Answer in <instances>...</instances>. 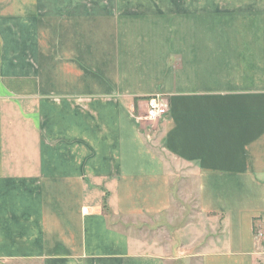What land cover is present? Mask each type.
<instances>
[{
    "label": "crops",
    "instance_id": "obj_1",
    "mask_svg": "<svg viewBox=\"0 0 264 264\" xmlns=\"http://www.w3.org/2000/svg\"><path fill=\"white\" fill-rule=\"evenodd\" d=\"M262 240L264 0H0V264H254Z\"/></svg>",
    "mask_w": 264,
    "mask_h": 264
},
{
    "label": "rangeland",
    "instance_id": "obj_2",
    "mask_svg": "<svg viewBox=\"0 0 264 264\" xmlns=\"http://www.w3.org/2000/svg\"><path fill=\"white\" fill-rule=\"evenodd\" d=\"M148 99V98H147ZM147 99L145 100V102H146V105H145V103L143 104V102H142V105H141V107L139 108V116H142L141 117V122H144V124H146V125H148V126H152V124L154 123V121H150V120H147L146 119V117H145V115H146V111H147ZM163 100L168 104V106H169V111H170V105H169V103H168V101L167 100H165V98H163ZM168 115V114H167ZM166 115V116H167ZM157 121V120H156ZM175 178V177H174ZM173 181H174V179H173ZM185 182H187L186 180H185ZM184 186L186 187L185 188V190L187 191V189H188V184H184ZM183 202H185V201H183ZM188 202V201H187ZM191 202H193V201H191ZM257 233L259 234L260 233V229L257 227ZM259 240H261V239H259ZM191 243V242H190ZM261 243H263V240H262V242ZM167 244H169V245H171V242H167L166 243V245ZM260 247H261V251H262V253H259V254H257V255H255V257H254V264H264V247H263V244H261L260 245V242H259V251H260ZM190 249V248H189ZM189 249H188V251H189ZM190 252H192L191 250L189 251V253L188 254H190ZM171 258H169L168 260H167V264H175L176 263V261H178V260H176L178 257H175V256H170ZM180 258V257H179ZM183 261L184 262H187V264H198L197 262L199 261V260H197V259H195V260H192V258L191 257H189L188 259L187 258H183Z\"/></svg>",
    "mask_w": 264,
    "mask_h": 264
},
{
    "label": "built area",
    "instance_id": "obj_3",
    "mask_svg": "<svg viewBox=\"0 0 264 264\" xmlns=\"http://www.w3.org/2000/svg\"><path fill=\"white\" fill-rule=\"evenodd\" d=\"M169 113V106L163 100L161 93H156L147 99L146 119L156 121Z\"/></svg>",
    "mask_w": 264,
    "mask_h": 264
},
{
    "label": "trees",
    "instance_id": "obj_4",
    "mask_svg": "<svg viewBox=\"0 0 264 264\" xmlns=\"http://www.w3.org/2000/svg\"><path fill=\"white\" fill-rule=\"evenodd\" d=\"M150 96H145V97H142V98H144V99H147V98H149ZM254 232H255V234L257 235L258 233H257V226H254Z\"/></svg>",
    "mask_w": 264,
    "mask_h": 264
},
{
    "label": "water",
    "instance_id": "obj_5",
    "mask_svg": "<svg viewBox=\"0 0 264 264\" xmlns=\"http://www.w3.org/2000/svg\"><path fill=\"white\" fill-rule=\"evenodd\" d=\"M264 244V243H263Z\"/></svg>",
    "mask_w": 264,
    "mask_h": 264
}]
</instances>
